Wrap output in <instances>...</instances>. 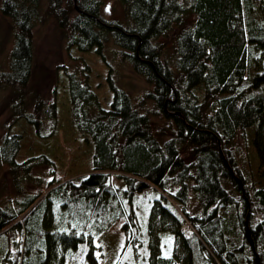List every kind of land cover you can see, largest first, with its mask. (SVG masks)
Instances as JSON below:
<instances>
[{
	"label": "trees",
	"instance_id": "trees-1",
	"mask_svg": "<svg viewBox=\"0 0 264 264\" xmlns=\"http://www.w3.org/2000/svg\"><path fill=\"white\" fill-rule=\"evenodd\" d=\"M118 1L123 25L104 20L102 0H3L0 6L15 27L1 87L23 95L32 28L49 16L69 50L101 55L111 35L152 85L144 96L167 125L156 127L147 110L111 83L112 99L103 107L89 85L73 80L72 121L93 143L91 171L64 181L54 176L27 199L20 193L15 208L0 206V236L23 233L19 255L0 264H66L81 247L83 264H101L98 236L118 221L124 247L134 240L149 246L146 259L132 264H264V0ZM175 26L172 53L163 58L158 40ZM41 105L33 102L38 113L28 118L37 128ZM239 135L249 139L261 169L253 183L235 156ZM20 139L3 136L0 168L18 165ZM142 200L150 201L146 224ZM164 233L173 237L166 254Z\"/></svg>",
	"mask_w": 264,
	"mask_h": 264
},
{
	"label": "rangeland",
	"instance_id": "rangeland-1",
	"mask_svg": "<svg viewBox=\"0 0 264 264\" xmlns=\"http://www.w3.org/2000/svg\"><path fill=\"white\" fill-rule=\"evenodd\" d=\"M2 2L0 0V6ZM43 3L46 4V0ZM101 13L105 21L122 22L123 25L124 9L118 0H102ZM177 30L175 26L166 37L158 40L163 47V58L171 55ZM14 32L12 20L0 10V77L9 69V58L15 42ZM110 37L106 34L99 55L95 49L85 52L77 48L69 50L65 33L49 16L32 28L31 75L23 95L17 90L12 91L10 86H0V143L7 133L21 134L15 156L18 165L4 164L0 168V206L3 208H15L22 195V198L27 199L28 195L36 194L39 189L46 188L45 185L54 176H61L65 178L64 181L91 171L93 143L85 140L72 121L69 90L73 80L89 85L103 107H108L112 99L111 83L124 90L135 107L147 110L156 127L167 126L161 117L153 116V104L144 96L153 90L152 85L132 69L122 54L123 50ZM168 63L172 65V61ZM36 100L42 102L39 114H36L41 119L38 128L28 120L34 119L32 113H38L32 106ZM235 145V156L248 173V183L255 182L261 169L257 166V157L249 139L239 135L235 138ZM27 161L28 169L23 164ZM139 205L140 220L146 224L150 201L142 200ZM258 218L259 215H256L254 220ZM159 236L162 253L166 254L165 248L168 251L172 248L170 241L173 237L166 233ZM20 238L23 239V233L19 234L15 229L7 230L0 236V261L6 263L7 258L19 255ZM97 244L95 253L101 264L139 263L146 259L149 248L146 243L145 250L144 245L140 246L136 240L124 247L122 221L112 224L101 233ZM83 251L82 247L70 251L66 264H81Z\"/></svg>",
	"mask_w": 264,
	"mask_h": 264
},
{
	"label": "water",
	"instance_id": "water-1",
	"mask_svg": "<svg viewBox=\"0 0 264 264\" xmlns=\"http://www.w3.org/2000/svg\"><path fill=\"white\" fill-rule=\"evenodd\" d=\"M247 234L249 235V230H247Z\"/></svg>",
	"mask_w": 264,
	"mask_h": 264
}]
</instances>
